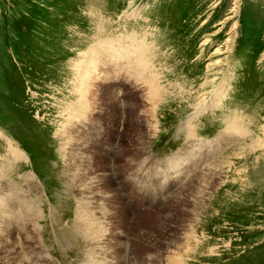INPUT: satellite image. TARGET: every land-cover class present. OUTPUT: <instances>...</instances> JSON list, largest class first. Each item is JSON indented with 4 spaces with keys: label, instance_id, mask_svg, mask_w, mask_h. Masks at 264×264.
Listing matches in <instances>:
<instances>
[{
    "label": "rangeland",
    "instance_id": "374dc122",
    "mask_svg": "<svg viewBox=\"0 0 264 264\" xmlns=\"http://www.w3.org/2000/svg\"><path fill=\"white\" fill-rule=\"evenodd\" d=\"M98 18L145 75L105 64ZM86 53L104 63L79 96ZM7 165L0 215L18 193L39 219L0 222V264H264V0H0Z\"/></svg>",
    "mask_w": 264,
    "mask_h": 264
},
{
    "label": "bare ground",
    "instance_id": "6f19581e",
    "mask_svg": "<svg viewBox=\"0 0 264 264\" xmlns=\"http://www.w3.org/2000/svg\"><path fill=\"white\" fill-rule=\"evenodd\" d=\"M101 48V47H100ZM99 47H95L93 49H91L90 51H96V49L100 50ZM97 50V51H98ZM134 52L136 53V55H132V52H126V55H129V56H124L122 57L121 59H124V62L126 63L128 69H130L134 74H138L139 75H145V69L148 68L149 66V59L147 58L146 56V51L144 50V48H140L139 47L134 50ZM127 58V59H126ZM102 56L101 54H98L97 56H93L89 53H86L85 54V58L84 60H82L81 62L79 61L77 66H78V69H79V72L80 74H78V76H75V78H73L75 81H73V86H74V89L76 91V93H78V95L80 96L81 94H83V90L84 89H89V86L91 85V78L93 77V73L97 70L98 66L99 65H102L104 62L105 64H110V61L109 59H107L106 61L102 62ZM100 61V62H98ZM140 67V69H139ZM100 68V67H99ZM147 75V74H146ZM117 79L119 78V76L116 77ZM118 81V80H117ZM94 84V83H93ZM107 84V83H106ZM150 84V83H149ZM107 86V85H106ZM121 86V84H120ZM119 86V88H120ZM78 88V89H77ZM73 89V90H74ZM215 95H218L217 97H220L222 94H221V90L218 89L216 91V94ZM215 95L213 96V98H215ZM79 96L77 97L78 99L77 100H73L72 102L68 103L66 106H68L71 110H74L77 108V105L79 106V108H81L83 105H80V98ZM216 97V98H217ZM153 98V97H151ZM157 98V97H156ZM221 100V99H220ZM224 100V99H223ZM121 101V99H120ZM215 100H213V103ZM118 102V101H117ZM156 103V102H155ZM212 103V105H213ZM153 104V103H152ZM218 104V103H217ZM216 104V105H217ZM122 105V103H121ZM211 105V103L209 104V106ZM123 106V105H122ZM153 106V105H152ZM67 112L69 114V117L71 116L72 118H74V116L77 115V113H75L74 111L73 112H70L69 109H67ZM67 116V115H66ZM69 117H65L64 120L68 119ZM74 120V119H73ZM67 125V123L65 124ZM124 125V123L122 124ZM76 126V123L74 121V127ZM86 127L88 126H85L82 131L86 130ZM243 126L242 124L238 123V121H234V122H231V124H229V127L226 129L228 132L227 134L229 135V137L231 139L237 137H241L242 136V133L244 132V130H242ZM118 129H121V126H118ZM189 130V129H188ZM194 133V132H193ZM246 133V132H245ZM244 133V134H245ZM226 135V134H225ZM244 136V135H243ZM238 140V139H236ZM256 145V144H255ZM10 152L13 154L14 152H16L18 154L19 150L17 148H15L13 145L11 146L10 148ZM21 154V153H20ZM13 156V155H12ZM18 157V160L21 161V159H24V156L21 154V155H15ZM180 158V157H179ZM13 159V158H12ZM14 160V159H13ZM184 170V169H183ZM9 171H11V167L10 165L6 166V168L0 172V180L3 181V179L8 177L7 174L9 175ZM198 177L197 173L195 175H193V182L194 180ZM216 178V176H215ZM180 179V178H179ZM8 181H5L4 183H2V186H12L14 185L13 184V180L11 179H7ZM32 180V179H31ZM30 180V175L28 174V178L26 179V183L30 186V188L32 187L31 186V182H33V180L31 181ZM175 182V181H174ZM191 183V182H190ZM189 183V184H190ZM36 184V183H35ZM188 184V185H189ZM188 185L186 186L185 185V188L188 187ZM20 187V186H19ZM6 189V188H5ZM183 190V189H182ZM81 191V190H80ZM181 191V190H180ZM205 193V191H204ZM177 194H179V192H177ZM176 194V195H177ZM12 195H15V199L12 200L11 203H9V215L7 214V217L5 219L2 218V213L0 215V222H4L5 224L3 226H8L10 225L11 227L10 228H14L16 229V227H19L22 229V233H28L29 232V226L33 227L35 231L36 230V225H37V218L39 219V216H38V211H37V207H36V204L34 202H30L32 200H24V198L20 197V195H18V193H12ZM22 195V194H21ZM115 195V194H114ZM182 197V196H181ZM12 198V197H11ZM35 200V198H33V201ZM199 200V199H198ZM203 200V199H202ZM5 203V200H4V196H2L0 198V203ZM8 200H6V204H7ZM28 203V205H26ZM31 203V204H30ZM26 206V210H23L24 208V205ZM8 205V204H7ZM202 205V204H200ZM39 207V206H38ZM201 207V206H200ZM2 208V207H1ZM33 209V210H32ZM6 210V209H5ZM7 210V211H8ZM23 210V211H22ZM6 211V212H7ZM89 215V214H88ZM5 216V215H4ZM86 217V216H85ZM127 217V216H126ZM18 218H23L22 220H19ZM98 218V217H97ZM26 219H28L26 221ZM90 220V217L88 218ZM99 219V218H98ZM100 220V219H99ZM120 220V219H119ZM22 221V222H21ZM85 221V220H84ZM19 222V224H18ZM90 223V222H89ZM89 223H85V222H81V219H80V225L79 227H85V226H90ZM98 223V222H97ZM96 225V224H95ZM99 225V224H98ZM2 226V227H3ZM1 227V228H2ZM95 227V226H94ZM100 228V227H99ZM85 229V228H84ZM88 229V228H87ZM91 229H94L93 227L90 226V230ZM99 230V229H98ZM6 231V230H4ZM8 231V230H7ZM11 232V231H10ZM90 232V231H89ZM91 232H95V230L91 231ZM14 233V232H13ZM36 233V232H35ZM34 233V234H35ZM98 233V232H97ZM20 235H21V232H20ZM103 235V234H102ZM19 236V235H17ZM26 236V235H25ZM35 236V235H34ZM20 237V236H19ZM23 237V236H22ZM6 238V237H5ZM74 238V237H73ZM26 239V237H25ZM3 242V241H1ZM1 244V243H0ZM3 245V244H2ZM6 246V245H5ZM102 251V250H101ZM100 253V252H99ZM22 260V259H21ZM21 262V261H20ZM17 263V262H16ZM17 264H20V263H17ZM21 264H24V261L21 262ZM172 264V263H171ZM184 264V263H183Z\"/></svg>",
    "mask_w": 264,
    "mask_h": 264
},
{
    "label": "clouds",
    "instance_id": "9594fccd",
    "mask_svg": "<svg viewBox=\"0 0 264 264\" xmlns=\"http://www.w3.org/2000/svg\"><path fill=\"white\" fill-rule=\"evenodd\" d=\"M94 31L97 36V43L105 52L110 63L118 64L121 58L126 55V49L131 43L123 36H116L109 32L107 21L103 18H98L94 25Z\"/></svg>",
    "mask_w": 264,
    "mask_h": 264
}]
</instances>
